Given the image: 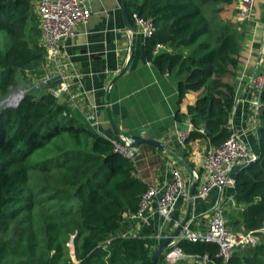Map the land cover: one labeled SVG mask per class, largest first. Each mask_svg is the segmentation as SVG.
I'll use <instances>...</instances> for the list:
<instances>
[{
	"label": "trees",
	"instance_id": "obj_1",
	"mask_svg": "<svg viewBox=\"0 0 264 264\" xmlns=\"http://www.w3.org/2000/svg\"><path fill=\"white\" fill-rule=\"evenodd\" d=\"M237 2L240 13L241 0H127L132 23L137 12L156 24L145 37L146 55L177 78L178 106L190 91L200 92L187 113L177 111L179 120L191 117L186 145L206 139L220 146L233 132L251 15L233 20ZM48 62L37 0H0V264H153L156 232L132 235V216L153 184L148 165L158 162L141 148L157 146L142 144L135 159L116 151L119 137L101 135L69 99L53 94L62 79L47 77ZM40 76L8 105L23 83ZM260 96L259 156L236 169L235 207L225 211L232 229L257 234L264 224V88ZM180 244L187 254H208L209 264H264L262 235L235 247L226 261L216 242ZM182 262L189 264H176ZM159 264H167L164 255Z\"/></svg>",
	"mask_w": 264,
	"mask_h": 264
},
{
	"label": "crops",
	"instance_id": "obj_2",
	"mask_svg": "<svg viewBox=\"0 0 264 264\" xmlns=\"http://www.w3.org/2000/svg\"><path fill=\"white\" fill-rule=\"evenodd\" d=\"M85 1L91 8V15L76 27L73 35L59 42L56 59L47 63V77L58 75L69 85V91H64L61 99H69L87 118L93 119L101 135L115 140L119 137L118 128L123 136L152 137L166 144L165 149L141 148L145 156L158 161L155 166L148 165L146 171L153 184L169 178L171 167L176 163L190 171L193 154L203 151L208 142L194 140L184 147L178 132H189L191 117L186 115L179 120L177 111L187 113L188 105L196 102L200 92L190 91L179 107L177 78L160 72L148 60L145 36L138 27L133 31L126 26L121 0ZM253 2L249 30L242 41L231 127L252 151L259 153L258 134L250 128L249 116L250 101L255 94L251 77L264 70V0ZM236 8L238 2L233 14L230 13L233 20L239 15ZM238 167H234L233 173ZM233 193L234 186H215L205 199L189 196L185 202L179 200L172 219L164 228L154 200L153 211L139 224V230L144 228L172 235L178 227L175 219L182 221L190 208L193 227H203L207 224V216L203 214L215 203L221 201L227 210L235 207L231 206Z\"/></svg>",
	"mask_w": 264,
	"mask_h": 264
},
{
	"label": "built area",
	"instance_id": "obj_3",
	"mask_svg": "<svg viewBox=\"0 0 264 264\" xmlns=\"http://www.w3.org/2000/svg\"><path fill=\"white\" fill-rule=\"evenodd\" d=\"M252 2L253 0H242L239 19L245 18L251 12ZM37 10L40 17L42 39L47 48L49 60L56 59L59 42L65 37L73 35L76 27L85 22L91 15V8L85 0H37ZM133 17L136 26L145 37L151 36L155 32L156 24L151 18L141 16L137 12L133 14ZM160 47L162 45L158 44L157 49ZM251 81L255 94L250 101L249 125L258 134L263 105L260 95L264 88V70L254 74ZM64 91H69V85L66 82H62L54 88L53 94L61 98ZM187 135V132H178V139L184 147H186ZM114 147L116 151H120L132 159H135L140 152V146L131 147L125 136L123 140L115 141ZM258 156V153L250 149L241 135L233 130L230 137L222 145L207 146L203 151H195L190 160L192 165L190 171L177 163V165H172L170 177L160 184H151L144 194L139 212L132 216V218L138 219L137 226L132 230V235L138 234L139 224L146 219L149 212L153 211L154 200H156V209L163 218L162 227L164 228V225L169 223L173 217L172 212L176 203L179 200L185 202L189 198L190 188L195 178L198 179V183L195 187L194 196L205 199L215 186H235L234 167L254 161ZM225 211L226 206L221 201L215 203L203 214L207 216V224L198 228L193 227L194 219L189 218L180 233L172 237L166 246L163 252L166 263L176 264L181 260L188 259L193 264H209L210 256L208 254H187L180 244L183 239L218 243L220 246L218 255L224 256L226 261L235 247L255 243L260 235L264 237V224L259 230L262 234H257L251 230L232 229L227 225ZM180 223L181 219H175L177 226ZM154 236H156L157 245H159L161 242L159 239L163 240L168 235H163L160 231Z\"/></svg>",
	"mask_w": 264,
	"mask_h": 264
},
{
	"label": "water",
	"instance_id": "obj_4",
	"mask_svg": "<svg viewBox=\"0 0 264 264\" xmlns=\"http://www.w3.org/2000/svg\"><path fill=\"white\" fill-rule=\"evenodd\" d=\"M126 5H127V0H121V9H122L123 17H124V20H125V24H126V26L129 29L135 31V30H137V26L134 23L131 22V20H130L128 14H127ZM23 93L21 94L22 96L24 95ZM11 100H13L15 104H18V102L20 101V99H18V101H17V99L15 100V97H12L10 99V101L8 102V105H15V104L12 103ZM116 132L119 135V138L121 140H123L124 137H123L122 134H120V131L118 130V128L116 129ZM125 138L129 142V145L131 147H138V146H141L142 144L148 143V144H153V145H155V146H157V147H159L161 149H165L166 148V144L163 141H160V140H158L156 138H152V137H139V136L127 135V136H125ZM197 183H198V179L195 178L193 180L191 188H190V196H191V198L194 197L195 187H196ZM190 213H191V208L188 210V212L186 214V217L181 221L179 226L176 228L175 232L172 235H169V236L165 237L159 243V245H157V248H156L155 254H154V258H153V264H159V262L161 260V257L163 255V252L166 249V246L172 240V237H175V236H177L180 233L182 227L189 220ZM72 244H73V242H72ZM72 248H74V244L72 245Z\"/></svg>",
	"mask_w": 264,
	"mask_h": 264
},
{
	"label": "rangeland",
	"instance_id": "obj_5",
	"mask_svg": "<svg viewBox=\"0 0 264 264\" xmlns=\"http://www.w3.org/2000/svg\"><path fill=\"white\" fill-rule=\"evenodd\" d=\"M241 1H242V0H241ZM253 7H254V2H253V4H252V6H251V10H252ZM237 17H238V16H237ZM235 19H236V17H235ZM40 81H41V76H40L39 78L33 77L31 80L26 81L25 83H23V85H22L19 89H17V90L11 95L10 99H11L12 97H15V100L17 99V101H18V99H20V97L22 96L21 94H22L23 92H25L28 88H32V85L37 86V85L40 83ZM62 82H63V81H62ZM23 94H24V93H23ZM61 97H62V95H61ZM11 101H12L13 104H15L13 100H11ZM90 120H91L92 124L95 125L94 120L91 119V118H90ZM188 134H189V132H188ZM123 137H124V136H123ZM70 245H71V246L73 245L72 242H70ZM156 248H157V246L155 247V249H156Z\"/></svg>",
	"mask_w": 264,
	"mask_h": 264
}]
</instances>
